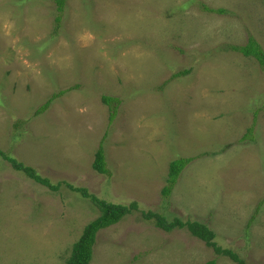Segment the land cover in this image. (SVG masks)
Here are the masks:
<instances>
[{"label": "rangeland", "instance_id": "1", "mask_svg": "<svg viewBox=\"0 0 264 264\" xmlns=\"http://www.w3.org/2000/svg\"><path fill=\"white\" fill-rule=\"evenodd\" d=\"M57 15L54 0H0V150L54 184L137 204L99 232L90 264H237L150 212L205 224L264 264V71L229 47L253 37L264 50V0H67L56 31ZM103 95L122 101L112 123ZM101 143L109 175L93 169ZM179 157L193 161L164 198ZM99 215L0 157V264H65Z\"/></svg>", "mask_w": 264, "mask_h": 264}, {"label": "trees", "instance_id": "2", "mask_svg": "<svg viewBox=\"0 0 264 264\" xmlns=\"http://www.w3.org/2000/svg\"><path fill=\"white\" fill-rule=\"evenodd\" d=\"M54 1L57 5V13H58L55 19L56 31H57L61 26V18H62L61 14L65 9L67 0H54ZM204 8L205 10L211 12H218V13L225 12L222 9L214 10V9H210L207 6H204ZM229 47L231 50L235 52H239L246 57L254 58L264 71V50L262 46L253 37H250L248 43L244 46H229ZM189 72H190L189 70L180 72L177 75H175V77L178 75H186ZM65 93H66L65 91H60L58 93L53 94V96L36 111V114L38 115L46 111L54 100L63 96ZM102 102L110 110V122L112 123L117 115L118 108L122 101L115 96L103 95ZM0 157L5 161L9 162L15 171L25 174L29 179L35 181L36 183L46 188H49L52 191H58L62 187V185H66L70 189L76 192H80L83 197L89 198L98 207L100 211V215L85 226L80 238L78 239L77 242L73 244L71 255L67 259L65 264H90L91 261L93 260L94 247L96 245L97 236L99 232L110 226L118 224L127 215L131 214L133 210H137L136 203H132L131 205L115 204L99 199L96 196L89 194L86 189L74 188L71 185H68V183L54 184L49 178L43 177L38 172L37 169L30 166H26L25 164L21 163L20 161L12 157L9 153H5L2 150H0ZM192 161L193 158L191 157H179L169 163L168 177H167L168 185L164 187L162 191V196L164 198L168 197L171 194L172 190L177 184L178 179L181 176V173L187 167V165L190 164ZM93 169L101 174L109 175L111 172L108 167L106 150L103 143L100 144V146L98 147L95 153ZM145 217L148 220H155L156 226L166 232H172L175 229L187 228L188 231L192 234V236L205 242V244L209 248H213L214 252L217 255L226 256L237 264H247L245 260L241 259L235 252L220 247L215 242V238H216L215 233L211 231L208 228V226L205 224H202L197 221L183 222L180 219H174L173 221H168L167 217H165L163 214L156 212L155 213L150 212L146 214ZM215 263L216 261H210L207 264H215Z\"/></svg>", "mask_w": 264, "mask_h": 264}]
</instances>
